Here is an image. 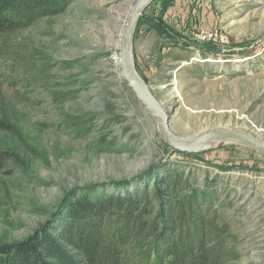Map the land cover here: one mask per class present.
I'll list each match as a JSON object with an SVG mask.
<instances>
[{
    "label": "rangeland",
    "instance_id": "rangeland-1",
    "mask_svg": "<svg viewBox=\"0 0 264 264\" xmlns=\"http://www.w3.org/2000/svg\"><path fill=\"white\" fill-rule=\"evenodd\" d=\"M56 2L0 36V147L15 155L0 168V245L70 221L77 199L119 196L104 223L126 264H173L168 243L186 239L220 264H264V155L218 141L190 154L163 136L122 75L138 0ZM133 49L174 134L264 140V0H154Z\"/></svg>",
    "mask_w": 264,
    "mask_h": 264
},
{
    "label": "trees",
    "instance_id": "trees-1",
    "mask_svg": "<svg viewBox=\"0 0 264 264\" xmlns=\"http://www.w3.org/2000/svg\"><path fill=\"white\" fill-rule=\"evenodd\" d=\"M58 8L56 0H0V36ZM14 158V153L0 147V168ZM77 200L69 208L70 221L37 231L21 242L0 245V264H126L123 238L110 236L104 223L112 208H124L125 200L119 196ZM167 246L173 264H220L222 258L214 247L195 252L188 239Z\"/></svg>",
    "mask_w": 264,
    "mask_h": 264
},
{
    "label": "water",
    "instance_id": "water-1",
    "mask_svg": "<svg viewBox=\"0 0 264 264\" xmlns=\"http://www.w3.org/2000/svg\"><path fill=\"white\" fill-rule=\"evenodd\" d=\"M154 0H138L134 6L122 36L121 45V65L123 69V79L128 83L129 88L134 92L137 99L146 103L157 117V122L163 136L179 151L190 154H200L211 147L210 141L235 142L241 146L251 148L264 155V140L257 139L247 134L238 133L231 130H213L201 132L194 138H182L174 134L169 125V117L164 112L145 80L137 71L134 55V35L141 16L145 9Z\"/></svg>",
    "mask_w": 264,
    "mask_h": 264
},
{
    "label": "bare ground",
    "instance_id": "bare-ground-1",
    "mask_svg": "<svg viewBox=\"0 0 264 264\" xmlns=\"http://www.w3.org/2000/svg\"><path fill=\"white\" fill-rule=\"evenodd\" d=\"M208 145H211V143H209Z\"/></svg>",
    "mask_w": 264,
    "mask_h": 264
}]
</instances>
